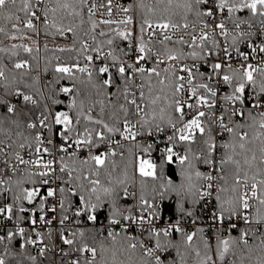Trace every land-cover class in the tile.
I'll return each mask as SVG.
<instances>
[{
	"label": "snow or ice",
	"instance_id": "6c2138e0",
	"mask_svg": "<svg viewBox=\"0 0 264 264\" xmlns=\"http://www.w3.org/2000/svg\"><path fill=\"white\" fill-rule=\"evenodd\" d=\"M259 54L264 0H0V264H264Z\"/></svg>",
	"mask_w": 264,
	"mask_h": 264
},
{
	"label": "trees",
	"instance_id": "16d2710c",
	"mask_svg": "<svg viewBox=\"0 0 264 264\" xmlns=\"http://www.w3.org/2000/svg\"><path fill=\"white\" fill-rule=\"evenodd\" d=\"M60 43H63V41H59ZM49 55H51V53H49ZM5 63H10L9 61L5 60L4 61ZM43 61H41V66H40V73H41V86L47 84L49 81L53 80L54 79V73L52 72L51 69H49V71L47 73H44L43 72ZM33 75H36V73L34 72ZM62 84H68L69 82L68 81H62L61 82ZM46 91V89H45ZM61 100L64 101L63 104L61 105H58L56 106L57 109H65L66 108V105L68 103V100L69 98L68 97H65L63 95H61L59 97ZM38 111V110H37ZM74 114V113H73ZM194 148L196 147L195 145L193 146ZM183 148V146H182ZM197 167L201 170V171H205V166H203L202 164H197ZM180 168L181 166L178 164V163H174L170 166H168L166 168V171H165V179H171L173 181V183L177 186H179L182 182V177L180 175ZM131 185V184H130ZM137 185H138V195H139V183H138V179H137ZM180 200V197L175 193V192H169L167 193L163 203H162V216L163 217H169L171 220H175V219H178L180 218V213H178L176 211V207H177V204ZM121 204L125 205V206H129V205H135V200L132 198V197H129L127 199H122L121 200ZM188 207H191L190 204L187 205ZM200 216H201V219L200 221H198V223H202L203 220H204V211L202 212H199L198 213ZM100 218H103L104 221L105 220V216L104 215H101ZM186 220H191V218H187L185 217L182 221H186ZM81 227H86V228H90V226H83L81 225ZM239 233L238 232H233L232 235L233 236H237ZM172 239L174 241H179L180 240V234L178 233H174ZM47 242V241H46ZM63 246V245H61ZM16 247L18 248V244H16ZM66 247V246H64ZM31 253L33 255H36V249H30ZM169 255L171 256V259H175L177 262L179 261V257L176 255V251L175 250H171L169 252ZM42 262L44 263H48V260L47 259H44V258H41ZM189 264H193L191 258H189Z\"/></svg>",
	"mask_w": 264,
	"mask_h": 264
},
{
	"label": "built area",
	"instance_id": "2783aa9c",
	"mask_svg": "<svg viewBox=\"0 0 264 264\" xmlns=\"http://www.w3.org/2000/svg\"><path fill=\"white\" fill-rule=\"evenodd\" d=\"M122 2H126V0H122ZM241 50L246 51V52H250V49L246 48V46L243 45V44L241 45ZM259 56H264V54H259ZM258 58H259V57H258ZM189 62H190V61H189ZM251 62H252V63H256L255 60H253V61H251ZM225 139H227V135H225ZM177 150H178V151H183L182 146H178ZM81 155L83 156L84 154L82 153ZM25 186H26V187H31V185H25ZM129 190L132 191V192H136V193H137V196H138V185H137V183H136L135 185H132V184L129 185ZM132 198H133V197H132ZM133 199L135 200V204H136V203H137V199H136V198H133ZM214 203H215L214 200H213V201H210L209 204H208V207L204 210V220H203L202 223H198L197 225L194 226V225L192 224L191 220H186V221H182V225H183V227H184L187 231H194L196 226H206V224H207V217H208V214H209V212L211 211L212 204H214ZM100 220H101L102 223H106V221H104L103 218H100ZM169 220H170L169 217H163V216H162V219H160V220L157 221V226H158V227H162V226L166 225V224L169 222ZM173 221H174V220H173ZM69 224H71V222H69ZM8 226L11 227L10 224H9ZM24 226H25L26 228L28 227L27 224H25ZM83 226H90V227H91V225H90V224H87V223L83 224ZM241 227H242V225H241ZM41 230H43V231H47L46 229H43V228H41ZM178 234H179V233H178ZM146 235H147V233L145 232V236H146ZM53 241H54L55 243H57V244L60 243L59 238H58V235H57L55 232H54V234H53ZM167 256H168V259L171 260V256L169 255V253L167 254ZM42 264H48V263H44V262H42Z\"/></svg>",
	"mask_w": 264,
	"mask_h": 264
}]
</instances>
